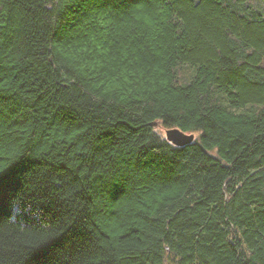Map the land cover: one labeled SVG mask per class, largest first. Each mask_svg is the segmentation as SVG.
Returning <instances> with one entry per match:
<instances>
[{
	"label": "trees",
	"instance_id": "obj_1",
	"mask_svg": "<svg viewBox=\"0 0 264 264\" xmlns=\"http://www.w3.org/2000/svg\"><path fill=\"white\" fill-rule=\"evenodd\" d=\"M0 171V264H264V0H0Z\"/></svg>",
	"mask_w": 264,
	"mask_h": 264
},
{
	"label": "water",
	"instance_id": "obj_2",
	"mask_svg": "<svg viewBox=\"0 0 264 264\" xmlns=\"http://www.w3.org/2000/svg\"><path fill=\"white\" fill-rule=\"evenodd\" d=\"M152 126L158 127L160 124L157 122L151 123ZM166 139L173 145L182 147L191 144L195 140L194 134H187L179 128H170L165 130Z\"/></svg>",
	"mask_w": 264,
	"mask_h": 264
},
{
	"label": "snow or ice",
	"instance_id": "obj_3",
	"mask_svg": "<svg viewBox=\"0 0 264 264\" xmlns=\"http://www.w3.org/2000/svg\"><path fill=\"white\" fill-rule=\"evenodd\" d=\"M8 177V173L4 171H0V186L3 185L5 179Z\"/></svg>",
	"mask_w": 264,
	"mask_h": 264
},
{
	"label": "rangeland",
	"instance_id": "obj_4",
	"mask_svg": "<svg viewBox=\"0 0 264 264\" xmlns=\"http://www.w3.org/2000/svg\"><path fill=\"white\" fill-rule=\"evenodd\" d=\"M157 131H158V133H159L161 136H166V134H165V130H163V129H158Z\"/></svg>",
	"mask_w": 264,
	"mask_h": 264
}]
</instances>
